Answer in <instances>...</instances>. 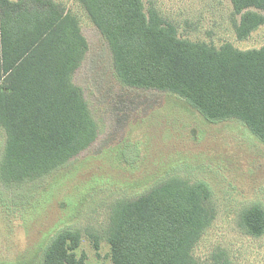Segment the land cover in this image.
I'll return each mask as SVG.
<instances>
[{
    "label": "trees",
    "instance_id": "obj_1",
    "mask_svg": "<svg viewBox=\"0 0 264 264\" xmlns=\"http://www.w3.org/2000/svg\"><path fill=\"white\" fill-rule=\"evenodd\" d=\"M112 54L122 86L168 91L212 121L241 120L264 141V45L239 50L182 38L156 5L143 0H77ZM236 37L264 24V0H231ZM88 49L78 17L54 0H0V181L22 184L77 157L99 131L73 82ZM202 183L178 177L117 202L108 264H194L193 246L210 223ZM241 225L264 233V210L245 209ZM96 238V237H95ZM80 232H59L42 264H85ZM98 247L97 241L94 243ZM222 257V256H221ZM213 264H232L222 257Z\"/></svg>",
    "mask_w": 264,
    "mask_h": 264
},
{
    "label": "rangeland",
    "instance_id": "obj_2",
    "mask_svg": "<svg viewBox=\"0 0 264 264\" xmlns=\"http://www.w3.org/2000/svg\"><path fill=\"white\" fill-rule=\"evenodd\" d=\"M78 17L88 49L73 75L99 134L77 157L22 184L0 181V264H42L64 230L80 232L85 264L110 263L106 240L115 204L171 177L202 183L212 213L191 251L194 264L227 259L264 264V233L241 225L243 211L264 210V141L237 118L210 121L181 96L122 86L105 37L77 0H54ZM176 25L182 38L239 50L264 45V24L238 39L231 0H143ZM5 135L0 128V156ZM96 237V238H95ZM97 241L98 247L94 243ZM222 256V257H221Z\"/></svg>",
    "mask_w": 264,
    "mask_h": 264
}]
</instances>
